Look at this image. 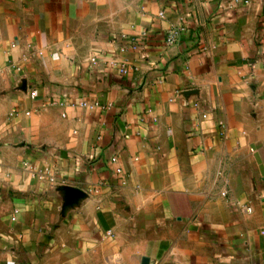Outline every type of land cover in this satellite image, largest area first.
<instances>
[{"label":"crops","instance_id":"0c3cea01","mask_svg":"<svg viewBox=\"0 0 264 264\" xmlns=\"http://www.w3.org/2000/svg\"><path fill=\"white\" fill-rule=\"evenodd\" d=\"M0 264H264V0H0Z\"/></svg>","mask_w":264,"mask_h":264},{"label":"built area","instance_id":"2783aa9c","mask_svg":"<svg viewBox=\"0 0 264 264\" xmlns=\"http://www.w3.org/2000/svg\"><path fill=\"white\" fill-rule=\"evenodd\" d=\"M237 2V0H236ZM160 17H164V13H160ZM185 33L184 28H178V27H173L167 34V44L172 45L174 44L178 38L181 36V34ZM135 51L138 50V44L135 40H128L127 38H123L121 42V47H120V54L121 58L113 60L110 62V65L114 67L121 75H127L128 74V64H127V59L125 58V54L129 51ZM92 62L95 63L96 59H92ZM30 113H27L29 115ZM111 162L113 164L117 163V157H113L111 159ZM117 174H121V169L117 168L116 169Z\"/></svg>","mask_w":264,"mask_h":264},{"label":"water","instance_id":"95a60500","mask_svg":"<svg viewBox=\"0 0 264 264\" xmlns=\"http://www.w3.org/2000/svg\"><path fill=\"white\" fill-rule=\"evenodd\" d=\"M145 263H147V260H144Z\"/></svg>","mask_w":264,"mask_h":264}]
</instances>
